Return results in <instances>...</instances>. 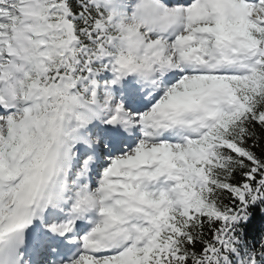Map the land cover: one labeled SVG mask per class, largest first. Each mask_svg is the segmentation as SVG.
Instances as JSON below:
<instances>
[{
    "label": "snow or ice",
    "instance_id": "1",
    "mask_svg": "<svg viewBox=\"0 0 264 264\" xmlns=\"http://www.w3.org/2000/svg\"><path fill=\"white\" fill-rule=\"evenodd\" d=\"M0 264H264V0H0Z\"/></svg>",
    "mask_w": 264,
    "mask_h": 264
}]
</instances>
